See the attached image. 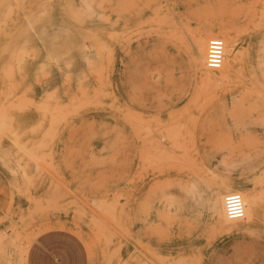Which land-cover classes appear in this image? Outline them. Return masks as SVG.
<instances>
[{"label":"rangeland","instance_id":"374dc122","mask_svg":"<svg viewBox=\"0 0 264 264\" xmlns=\"http://www.w3.org/2000/svg\"><path fill=\"white\" fill-rule=\"evenodd\" d=\"M0 264H264V0H0Z\"/></svg>","mask_w":264,"mask_h":264},{"label":"bare ground","instance_id":"6f19581e","mask_svg":"<svg viewBox=\"0 0 264 264\" xmlns=\"http://www.w3.org/2000/svg\"><path fill=\"white\" fill-rule=\"evenodd\" d=\"M211 36H212V34H211ZM207 38L208 37L202 36L201 34H196L194 36L195 48H196L197 54L199 56V58H195L194 60H195L196 66L199 68L200 71H202L203 77L206 80H210V79H212L211 77H212L213 71L219 70V71L223 72L224 68L226 67V65H227L226 64L227 63L226 55L229 53V47H228L227 43L226 44L223 43V59H222V62L220 64V66L218 68H208V67H206L204 65V54H205ZM222 42H223V40H222ZM196 62H198V64ZM230 190L238 191L241 194V196L243 197L244 202L246 204V217L245 218L249 219L254 213H256V206H257V200H256L255 196L250 195V196L247 197L238 189L226 187L225 190L221 194L217 195V197H216L217 200H216L215 206H219L221 222L224 223V224H227V225L235 223V222L228 221L226 219V216H225L224 212H223V200H222V197H223L225 192L230 191Z\"/></svg>","mask_w":264,"mask_h":264},{"label":"clouds","instance_id":"9594fccd","mask_svg":"<svg viewBox=\"0 0 264 264\" xmlns=\"http://www.w3.org/2000/svg\"><path fill=\"white\" fill-rule=\"evenodd\" d=\"M223 212L230 222H239L246 217V204L238 192H232L223 198Z\"/></svg>","mask_w":264,"mask_h":264},{"label":"built area","instance_id":"2783aa9c","mask_svg":"<svg viewBox=\"0 0 264 264\" xmlns=\"http://www.w3.org/2000/svg\"><path fill=\"white\" fill-rule=\"evenodd\" d=\"M223 59V42L218 36H211L206 41V48L204 54V65L208 68H218ZM238 192L236 190H230L224 193V196ZM239 193V192H238Z\"/></svg>","mask_w":264,"mask_h":264}]
</instances>
